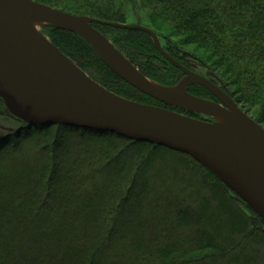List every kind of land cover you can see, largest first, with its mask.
Wrapping results in <instances>:
<instances>
[{
    "label": "trees",
    "instance_id": "1",
    "mask_svg": "<svg viewBox=\"0 0 264 264\" xmlns=\"http://www.w3.org/2000/svg\"><path fill=\"white\" fill-rule=\"evenodd\" d=\"M35 1L148 27L182 65L179 47H194L264 128V0ZM92 25L142 74L175 84L181 71L147 33ZM42 32L109 91L204 119L130 86L76 34ZM187 90L217 101L201 85ZM0 151V264H264V221L187 154L63 125L26 128Z\"/></svg>",
    "mask_w": 264,
    "mask_h": 264
},
{
    "label": "water",
    "instance_id": "2",
    "mask_svg": "<svg viewBox=\"0 0 264 264\" xmlns=\"http://www.w3.org/2000/svg\"><path fill=\"white\" fill-rule=\"evenodd\" d=\"M93 23L147 33L160 55L183 76L170 86L150 79ZM43 28L76 34L130 86L165 105L209 119L109 91L52 44ZM196 84L217 101L189 93L187 87ZM0 99L15 121L14 128L1 129L0 141L26 128L56 124L163 146L190 156L264 221V128L218 84L164 51L148 27L106 22L35 0H0Z\"/></svg>",
    "mask_w": 264,
    "mask_h": 264
},
{
    "label": "rangeland",
    "instance_id": "3",
    "mask_svg": "<svg viewBox=\"0 0 264 264\" xmlns=\"http://www.w3.org/2000/svg\"><path fill=\"white\" fill-rule=\"evenodd\" d=\"M130 18H132V17H130ZM130 18H128V22H131V20H130ZM44 29V28H43ZM42 29V30H43ZM158 38H159V41H160V44H161V47H162V45H164L166 42H165V39H164V37L163 36H161V37H159L158 36ZM170 41H172V40H170ZM194 47H192V46H184V47H179V50L180 51H182V52H188V53H191L192 51V49H193ZM198 55L196 56V54H195V58L197 57L198 59H200V58H202V59H204L201 55H202V53H201V51H197L196 52ZM201 56V57H200ZM164 58V57H163ZM196 58V59H197ZM198 59L196 60V64H199V65H197V70L199 71L198 73L200 74L201 73V75H203L205 72H209V73H213L215 76H217L218 77V79H219V81L221 82V84H223V82H222V80L219 78V75H217L215 72H213V71H211L207 66H206V64L204 63V62H202V60L200 59L199 61H198ZM205 60V62L207 63V65H209V66H211L212 65V59H204ZM200 62V63H199ZM203 63V64H202ZM173 65V64H172ZM176 67V66H175ZM177 68V67H176ZM82 70V69H81ZM180 70V69H179ZM220 74V73H219ZM178 81V79H176V82ZM175 82V83H176ZM228 82V81H227ZM228 84H230L229 82H228ZM174 85V84H173ZM224 85V84H223ZM170 86V85H169ZM225 86V85H224ZM104 87V86H103ZM229 89L232 91V90H234L235 89V86L234 85H231L230 84V86H229ZM226 91V90H225ZM240 107V106H239ZM242 108V107H241ZM178 109V108H177ZM243 109V108H242ZM180 110V109H179ZM244 110V109H243ZM183 111V110H182ZM247 113V112H246ZM248 114V113H247ZM201 117L202 118H204V119H209V117H206V116H204V115H201ZM203 119V120H204ZM56 125V124H55ZM4 127H11V128H14L15 127V121H14V119L6 112V110H5V108L3 109L2 108V110H0V132H1V129L2 128H4ZM23 131H20V133L19 134H21ZM11 138H12V136H9V137H7V138H4L2 141H0V145L2 144V143H4L5 141H10L11 140ZM24 145V144H23ZM26 145H28V144H26ZM25 145V146H26ZM22 146V145H21ZM1 152V151H0ZM14 157V156H13ZM15 157H21L20 155H15Z\"/></svg>",
    "mask_w": 264,
    "mask_h": 264
},
{
    "label": "flooded vegetation",
    "instance_id": "4",
    "mask_svg": "<svg viewBox=\"0 0 264 264\" xmlns=\"http://www.w3.org/2000/svg\"><path fill=\"white\" fill-rule=\"evenodd\" d=\"M179 57L182 58L183 62L185 63V65H183L184 67H186L189 70L195 71L197 73L199 72L197 70V65H199V64H196V60L198 59L197 57H196L197 58L196 59L193 54L188 53V52H182V51H180ZM199 60L200 59H198V61ZM203 75H205L207 78L212 80V82L218 84L222 89L225 90V86L223 84H221V82L219 81L218 77L215 76L213 73L205 72ZM182 76H183V73L181 72L180 74H177L176 79L181 78ZM2 108L4 109V105H3V103H2V101L0 99V110H2Z\"/></svg>",
    "mask_w": 264,
    "mask_h": 264
}]
</instances>
